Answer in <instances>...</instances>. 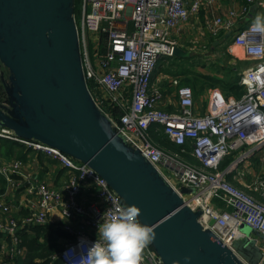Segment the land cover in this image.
Instances as JSON below:
<instances>
[{"label": "built area", "instance_id": "2783aa9c", "mask_svg": "<svg viewBox=\"0 0 264 264\" xmlns=\"http://www.w3.org/2000/svg\"><path fill=\"white\" fill-rule=\"evenodd\" d=\"M80 2V18L75 14V20L85 80L115 133L159 171L191 210L201 213L198 221L217 240L232 248L234 242L246 237L245 227L264 238V200L228 179L264 145V35L252 32V23L235 30L243 10L210 20L207 29L211 37L234 32L230 46L242 49L254 62L240 74L244 94L226 98L214 89L207 113L198 115L192 88L182 86L175 77L172 84L177 89L179 109L170 112L162 106L166 96L154 82L155 72L161 60L172 57L179 46L173 34L182 23L215 0ZM153 126L162 128L179 146L189 142L190 155L197 163L161 149L150 135ZM0 137L57 160L70 173L62 188L29 182L30 212L15 216L13 208L22 206L11 204L8 197L16 186L15 177H23V163L17 159L0 162V181L6 183V191L0 194V264H18L25 259L21 233L49 224L65 234L58 237L62 249L52 259L73 264L97 240L98 227L109 212L116 214L127 206L88 164L49 145L20 138L11 130H0ZM232 154L236 159L221 170L224 159ZM254 185L264 195V178ZM186 188L194 192L184 193ZM53 212L60 214L59 221ZM140 264H164L151 242L143 250Z\"/></svg>", "mask_w": 264, "mask_h": 264}, {"label": "water", "instance_id": "95a60500", "mask_svg": "<svg viewBox=\"0 0 264 264\" xmlns=\"http://www.w3.org/2000/svg\"><path fill=\"white\" fill-rule=\"evenodd\" d=\"M191 56L179 46L173 52L177 58ZM0 61L9 70L10 102V108L0 106V130L93 168L127 207L140 209L138 219L155 233L151 244L164 264H264L256 239L246 235L231 248L205 230L201 213L112 129L87 87L75 0H0Z\"/></svg>", "mask_w": 264, "mask_h": 264}, {"label": "crops", "instance_id": "0c3cea01", "mask_svg": "<svg viewBox=\"0 0 264 264\" xmlns=\"http://www.w3.org/2000/svg\"><path fill=\"white\" fill-rule=\"evenodd\" d=\"M242 10L245 11V14L239 19L235 30H239L252 23L254 17L258 13H264V0H215L213 3H207L198 14L192 15L187 22L182 23L180 29L173 34V38L178 40L179 46L181 48L188 50L187 48H189V46L192 48V44L196 46L199 43H204V41L208 43V46H212L216 41L225 38L227 34H231L227 41L219 46L226 45V47H230V61L236 65L237 70L239 69V78L236 80V82L240 84V74L246 69L252 67L254 62L247 59V56L242 49L230 46L234 37V32H225L221 33L218 37H211V35L208 33L207 25L209 21L215 17L227 18L232 11L239 12ZM213 40L215 41L212 42ZM196 73L206 77H212L204 70L201 72L197 71ZM174 78L175 77L164 73L154 76V82L162 88L166 96L162 106L165 110L170 112H175L179 109L178 95L176 92L177 89L172 84V80ZM225 83L226 82L223 84ZM240 86L242 85L240 84ZM214 89L219 88H211L210 86L206 85L203 91V94L205 93V95L200 96L199 98H196L195 96L194 110L196 114L204 115L207 113L210 95ZM219 90L222 92L221 89ZM238 95L239 93L236 92L224 94L226 98H238ZM262 150H264V148L259 151ZM259 151H257L255 154H257ZM14 159L20 160L23 163V177H15V181L17 182L15 183L16 186L15 188L10 189L11 192L8 197V201L11 204L22 206L20 209L13 208V214L15 216L27 215L30 212L28 205L30 196H28L26 193V188L29 186V182H42L49 187L55 188H62L68 183L70 173L67 169L63 168V166L57 160L49 158L48 156L39 152L32 151L26 146L22 145L15 146L11 151H8L7 146L0 142V162H7ZM250 159L251 158L248 160ZM256 159L257 160L252 159L253 161L247 160L246 162L242 163L236 170L228 175V179L234 185L249 192L257 199L264 200V195L261 193V191H258L254 188V184L260 178H264V164L263 166H260V162H258L260 158L257 157ZM5 187V181H0V189L6 191ZM2 193L3 191L0 194ZM52 216L57 221L61 219L58 212H53ZM247 237L256 239L258 242L257 246L260 247L264 252V238L255 233L252 229L247 230Z\"/></svg>", "mask_w": 264, "mask_h": 264}, {"label": "trees", "instance_id": "16d2710c", "mask_svg": "<svg viewBox=\"0 0 264 264\" xmlns=\"http://www.w3.org/2000/svg\"><path fill=\"white\" fill-rule=\"evenodd\" d=\"M80 0H76V7H75V14L77 16V19L80 18ZM213 40L212 42H214ZM213 44V43H212ZM213 46V45H212ZM211 46V47H212ZM213 49V48H212ZM195 56H191L189 58H177V57H166L163 60H161L156 72L155 76L164 73L169 74L173 77L181 78V75L185 74V70H178V71H172V67L179 68L182 65H179L177 63L180 62H191V60H194ZM184 68V67H183ZM184 72V73H183ZM187 73H190L188 70H186ZM196 73V72H195ZM195 85L193 86V83L188 81H184L186 84L191 85L192 90L194 94L197 92V86L200 85V91H204L206 85L210 86L211 88H219L222 90V92L225 94L229 92H236L239 93L240 98L244 94V88L240 86L235 80V82L232 80L230 82H227L225 84L219 83L217 80L211 79L214 83H203L201 80L207 78L204 75L195 74ZM208 79V78H207ZM190 87V86H188ZM3 91L2 93L5 94L6 98L8 99V95L5 91V87L0 84V91ZM195 96V95H194ZM150 135L152 136L154 142L163 150L169 151L172 153H179L187 159L188 161L192 163H197V161L190 155V144L189 142L185 145L179 146L172 142L162 131V128L160 127H152L150 129ZM0 142L7 146L8 151H11L15 146H24L23 144L13 141L10 139L5 140V138L0 137ZM20 144V145H19ZM187 151V153H183V151ZM236 159V154H232L231 156H228L224 159L222 162L220 169L224 170L227 168L234 160ZM4 190L0 189V193ZM2 193V194H3ZM56 235V236H54ZM65 235L62 231H56L53 228V225H44V226H36L33 228H30L29 230H25L21 233V238L23 241V246L27 250V254L25 259H20L18 261V264H63L62 260L60 259H52V256L55 255L59 248H58V237Z\"/></svg>", "mask_w": 264, "mask_h": 264}, {"label": "clouds", "instance_id": "9594fccd", "mask_svg": "<svg viewBox=\"0 0 264 264\" xmlns=\"http://www.w3.org/2000/svg\"><path fill=\"white\" fill-rule=\"evenodd\" d=\"M250 27L252 32L264 35V13H258ZM139 214L135 205L116 214L109 212L98 227L97 240L73 264H140L142 252L154 240L155 233L139 222Z\"/></svg>", "mask_w": 264, "mask_h": 264}, {"label": "rangeland", "instance_id": "374dc122", "mask_svg": "<svg viewBox=\"0 0 264 264\" xmlns=\"http://www.w3.org/2000/svg\"><path fill=\"white\" fill-rule=\"evenodd\" d=\"M192 48H187L189 51H191L193 53V55L195 56L194 60H191V62H180L177 63L179 65H182L183 67H172V71H178V70H185V74L181 75L179 78L181 85L182 86H190L189 84H186L188 81L193 83V86L195 85V72H201V71H205L207 72V74H210L212 77H207L205 79H202L201 81L203 83H214L211 79L217 80L219 83H224V82H230V81H234L238 80L239 78V69L237 70L236 65L233 64L230 61V54H231V50L229 49L230 47H226L225 46H208V43L204 41V43L202 44H198V45H191ZM218 47V48H217ZM213 48V49H212ZM230 61V62H229ZM231 63V64H230ZM200 68V69H199ZM203 68V69H201ZM186 70H188L190 73H187ZM183 72V73H184ZM4 74V77H3ZM9 78V72L6 70V68L4 67V65L1 63L0 61V84L3 85V87H5V80H8ZM186 81V83L184 82ZM193 88V87H192ZM5 91H6V87H5ZM3 91H0V103L1 104H8L7 102V98L5 96V94L2 93ZM7 93V92H6ZM205 95V93L203 94L202 91H200V85L197 86V92L195 94L196 98H199L200 96ZM201 100V98H200ZM7 106V105H6ZM260 158V160H258V162H260V166H263L264 164V150L259 151L257 154H255L253 157H251L250 160H257L256 158ZM262 159V160H261ZM248 160V161H250ZM252 160V161H253ZM190 193L194 192V189L191 188ZM250 228L246 227L245 230H249ZM247 233V232H246ZM58 243V242H57ZM58 252L62 249V244L58 243ZM57 252V253H58Z\"/></svg>", "mask_w": 264, "mask_h": 264}, {"label": "flooded vegetation", "instance_id": "af4514ba", "mask_svg": "<svg viewBox=\"0 0 264 264\" xmlns=\"http://www.w3.org/2000/svg\"><path fill=\"white\" fill-rule=\"evenodd\" d=\"M5 67V66H4ZM6 68V67H5ZM6 70L9 72V70L6 68ZM3 77H4V74H3ZM6 83H8V80H5V85H6ZM7 102H8V104H6L5 106L7 107V108H10V102H9V99H7ZM0 106L2 107V106H4V104H1L0 103ZM7 111V110H6Z\"/></svg>", "mask_w": 264, "mask_h": 264}]
</instances>
